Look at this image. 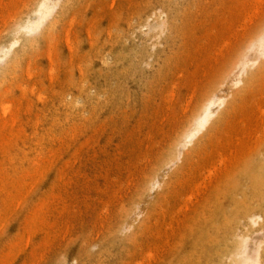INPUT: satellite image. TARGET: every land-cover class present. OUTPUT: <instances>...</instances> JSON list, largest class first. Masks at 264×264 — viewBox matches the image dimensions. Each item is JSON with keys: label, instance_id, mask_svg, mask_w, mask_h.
I'll use <instances>...</instances> for the list:
<instances>
[{"label": "rangeland", "instance_id": "obj_1", "mask_svg": "<svg viewBox=\"0 0 264 264\" xmlns=\"http://www.w3.org/2000/svg\"><path fill=\"white\" fill-rule=\"evenodd\" d=\"M0 183V264H264V0H0Z\"/></svg>", "mask_w": 264, "mask_h": 264}, {"label": "bare ground", "instance_id": "obj_2", "mask_svg": "<svg viewBox=\"0 0 264 264\" xmlns=\"http://www.w3.org/2000/svg\"><path fill=\"white\" fill-rule=\"evenodd\" d=\"M4 15V14H3ZM39 16H40V14H39ZM40 21V20H39ZM38 22V21H37ZM41 23H43V22H41ZM38 25V24H37ZM41 26V25H40ZM211 116V113H210V111H206L204 114H203V116H201L200 117V119H199V123H198V125H199V129L200 130H202L204 127H205V125L207 124V122H208V119H209V117ZM16 119V118H15ZM14 120V119H13ZM209 123H210V121H209ZM205 130V129H204ZM202 133V132H201ZM191 139H189V141H190ZM226 157V156H225ZM43 161V160H42ZM222 162V161H221ZM226 162V161H225ZM225 162L223 163V164H225ZM193 164V163H192ZM66 170V169H65ZM215 170H216V168H215ZM215 172V171H214ZM212 173V172H211ZM1 184V183H0ZM202 184V183H201ZM200 185V184H199ZM205 186V185H204ZM196 187V186H195ZM30 191V190H29ZM197 191V190H196ZM199 195V194H198ZM190 196H191V194H190ZM192 198V197H191ZM262 219V218H261ZM263 220V219H262ZM253 221V223H254V220H252ZM261 222H263V221H261ZM258 225H259V223H258ZM230 226V225H229ZM255 227H256V225H255ZM247 229V228H246ZM256 237V239L255 240H257V233H256V235H255ZM259 237V236H258ZM264 237V236H263ZM243 238V237H242ZM250 238V237H249ZM249 238H248V240H249ZM254 240V241H255ZM244 244H246V243H244ZM250 245V244H249ZM261 248V247H260ZM262 249V248H261ZM248 251V250H247ZM260 253V252H259ZM152 254V253H151ZM259 255V254H258ZM261 255V254H260ZM244 256V255H243ZM257 259H259V256H258V258ZM232 260H233V258H232ZM249 260H251V259H249ZM137 262V261H136ZM145 262V261H144ZM250 262H254V261H250ZM261 262V261H260ZM229 263V262H228ZM247 263H249L248 262V260H247ZM246 263V264H247ZM259 264V263H258Z\"/></svg>", "mask_w": 264, "mask_h": 264}]
</instances>
